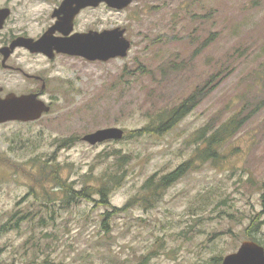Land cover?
<instances>
[{
	"label": "rangeland",
	"instance_id": "1",
	"mask_svg": "<svg viewBox=\"0 0 264 264\" xmlns=\"http://www.w3.org/2000/svg\"><path fill=\"white\" fill-rule=\"evenodd\" d=\"M57 1L0 0L15 9L0 48L12 33L54 25ZM115 27L132 43L126 57L16 50L11 64L40 79L7 71L0 55L7 92L50 106L36 120L0 124V264H223L244 241L264 246V0H133L121 11L93 7L77 23ZM202 86L210 92L173 129L133 134ZM234 115L247 121L219 161L195 159L200 130ZM108 127L125 136L83 140ZM189 161L178 182L145 200L149 178ZM54 169L78 190L103 175L122 179L109 206L96 194L65 203Z\"/></svg>",
	"mask_w": 264,
	"mask_h": 264
},
{
	"label": "water",
	"instance_id": "2",
	"mask_svg": "<svg viewBox=\"0 0 264 264\" xmlns=\"http://www.w3.org/2000/svg\"><path fill=\"white\" fill-rule=\"evenodd\" d=\"M102 3L121 11L132 5L133 0H64L61 7L55 11L58 20L40 39L20 36L10 45L0 49L3 64H6L18 46H26L33 52H44L50 58L54 57L55 52L81 56L90 61L126 57L132 43L126 38L124 28L115 27L103 31L90 30L71 34L77 14L86 7H99ZM9 15L10 9H0V29L4 27ZM56 31L64 35L55 36ZM49 110L50 106L38 98L37 93L18 95L11 92L4 97L0 95V124L12 120H36ZM124 136V129L108 127L86 134L83 140L95 145L108 140H121ZM223 264H264V247L255 241H244L237 252L224 258Z\"/></svg>",
	"mask_w": 264,
	"mask_h": 264
},
{
	"label": "trees",
	"instance_id": "3",
	"mask_svg": "<svg viewBox=\"0 0 264 264\" xmlns=\"http://www.w3.org/2000/svg\"><path fill=\"white\" fill-rule=\"evenodd\" d=\"M209 92L210 87L202 86L198 88L195 92L189 94L184 100H182L173 108L160 110L154 115H151L149 123L145 127L137 131H133V134L162 135L170 131L190 112H192ZM246 121V118L234 115L227 118L221 125L212 131H207L202 128L200 130L201 142L199 148L197 149L195 159H199L202 161V163H206L210 160L214 162L219 161L222 156V148L228 143L229 140L236 137V134L241 131ZM122 159L124 158L122 157L120 160ZM191 163L192 161L181 164L174 171L163 175L159 180H154V176L149 178L143 186V189L148 192L145 200H149V194L151 192L156 195H160L165 189L178 182L187 173ZM42 170L46 171L45 164H43ZM51 172H53V180H55L60 186V189L63 193L62 201L65 203L68 201L69 203L71 201L75 202L81 199L90 200L93 199L94 195L96 194L101 198L102 205L109 206V197L112 194L111 192L115 185L120 184L122 179V175L119 174L111 175L109 176L110 178H107V176L105 177V175H103L101 176V183L98 186L94 184H87L78 190L71 184L66 183L65 180L59 175L58 170L54 169ZM47 195L52 196L53 194L47 192ZM261 198L264 206V192L262 193Z\"/></svg>",
	"mask_w": 264,
	"mask_h": 264
},
{
	"label": "flooded vegetation",
	"instance_id": "4",
	"mask_svg": "<svg viewBox=\"0 0 264 264\" xmlns=\"http://www.w3.org/2000/svg\"><path fill=\"white\" fill-rule=\"evenodd\" d=\"M63 1L64 0H58L57 2H56V6L53 8V12H52V18L53 19H55V23H56V21L58 20V16L57 15H55V11H57V9H59L60 7H61V5H62V3H63ZM100 6H107L105 3H102ZM99 6V7H100ZM2 8H8V9H10V15L8 16V18L6 19V21H5V23H4V27L2 28V29H0V32L1 31H3V30H5L6 28H7V24L9 23V21L11 20V16H13V14H14V12H15V9L14 8H10L9 6H0V9H2ZM93 7H86V8H84V9H82L78 14H77V16H76V18H75V20H74V29H73V31H72V33L71 34H73V33H84V32H88V31H90L89 29L87 30V31H85V30H82V31H80V30H78L77 29V23H78V20H79V18L81 17V15L84 13V12H86V11H89L90 9H92ZM107 8H109L110 10H115L116 11V9H113V8H110V7H108L107 6ZM51 26H53V22L51 23V24H49L48 25V27L47 28H45L40 34H38V35H31V34H29L28 32H27V29L26 30H21L20 31V33H18V34H14V33H12V34H10L8 37H7V39L2 43L3 45H2V47H4V46H8V45H10L11 43H12V41L13 40H15L16 38H18V37H20V36H23V37H30V38H34L35 40H38V39H40L41 37H42V35L45 33V32H47L48 31V29L51 27ZM54 35L55 36H63L64 34L62 33V32H60V31H56L55 33H54ZM9 38V39H8ZM1 49V48H0ZM24 50L25 52H27V53H29V54H41V55H43V56H46V57H48V58H50L47 54H45L44 52H41V51H36V52H33V51H31L28 47H26V46H18V47H16L15 48V50L13 51V53L9 56V58L7 59V61H6V64L4 65L3 64V62H1V66L4 68V69H6L7 71H9V72H20V73H23L24 75L23 76H25V77H29V78H34V79H40V77L39 76H37V75H29V74H27V73H25L19 66H16L15 64H11V59H12V57H13V55H14V53L16 52V50ZM63 54H65V55H69V54H66V53H58V52H55V55H54V57L53 58H55V57H57L58 55H63ZM0 55L2 56V60H3V55L1 54V52H0ZM53 58H50V59H53ZM0 87L2 88V90L0 91V95L3 97V96H6L7 94H9V92H7V88H6V86H4V85H2V84H0ZM44 88V87H43ZM259 244V243H258ZM261 245V244H260ZM264 247V246H263Z\"/></svg>",
	"mask_w": 264,
	"mask_h": 264
}]
</instances>
